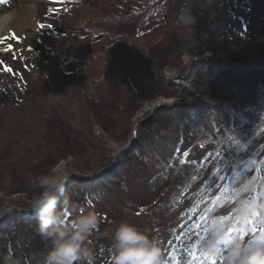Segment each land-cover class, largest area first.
<instances>
[{
  "label": "trees",
  "instance_id": "16d2710c",
  "mask_svg": "<svg viewBox=\"0 0 264 264\" xmlns=\"http://www.w3.org/2000/svg\"><path fill=\"white\" fill-rule=\"evenodd\" d=\"M59 1L60 5L51 7V15L58 23L61 34L74 38L80 44L78 41H83L85 34L83 25L87 22V25L97 26L111 36L96 41L101 44L96 52H109V56H97L99 59L90 57L80 68L81 77L71 81L61 76L62 70L54 67L56 62L46 66L54 75L59 74L57 82L64 93V101L46 91L42 78L34 80L33 77L30 80L36 86L28 94V104L34 111H41V116L45 118L37 133V125L34 124L35 133L28 131L24 134L23 131L28 129L24 125L19 129L22 135L16 134L19 137L10 141L0 137V194L11 196L24 193L22 184L16 182V178L19 176L24 181L32 179L36 168L48 173L67 157L80 159L77 136H91L93 127L105 128L100 108L102 102L95 101L98 105L87 109L82 97L88 96L84 92L85 87L98 85L105 79H115V71L119 72V67L131 66L127 63L132 62L137 68L136 79L142 82L135 86L133 99L142 103L174 96L180 100L179 110L171 113L169 119L162 118L156 122L157 115L150 124L137 128V141L133 144L130 159L125 151L123 156L127 158H118L109 171L94 170L90 168L94 165L81 162L83 167L80 170L90 173L85 182L75 181L74 185L79 189L75 190L74 186L69 189L74 193L69 202L75 206L74 209L95 207L104 199L110 202L112 191L106 194L96 191L95 186L111 180L125 159L132 169L127 175L131 177L125 180L122 177L123 180L119 181L121 191L117 198L120 200L116 203L119 205L111 204L125 216L118 217L115 223L106 227L109 232L105 236L95 237L101 233L97 228L90 237L94 264H108L112 231L115 224L122 221L157 240L163 264H210L218 256L206 257L202 254L203 244L208 238L205 232L206 209L214 213L225 211L238 220L242 214L235 211L238 201L233 199V190L246 179L264 180V30L259 29L260 16L264 17V0H211L210 17L195 27L175 26L177 15L187 0H159L162 3L170 1L171 8L158 20H148L147 10L138 12V0ZM193 1L190 0V3L196 9L204 3V0ZM203 34L207 35L208 52H228L230 55H227L226 61L229 64L220 62L215 68L203 63L195 64L194 93H174L165 85L162 71L178 68L185 50L201 43ZM118 36L125 42L119 40L116 42L120 44H111V39ZM163 40L167 42V49L166 46L161 49L165 44ZM242 46L253 48L258 57L246 58L249 56L235 49ZM81 47H77L78 52ZM103 60L108 67L102 63ZM152 68L157 77H154ZM63 74L67 78L72 75L64 71ZM20 94L14 96L17 102L11 103L16 110L23 108L24 96L21 99ZM191 97L195 100L187 102L186 99ZM69 107L74 108V112H70ZM128 113H134L133 107ZM167 113L170 114L169 111ZM129 131L127 125L114 137H97L99 144L103 143L99 148L103 155L92 154L95 163L103 162L106 157L105 142L122 143ZM208 146L213 149L208 151ZM91 158L90 155L86 157ZM168 180L178 181L170 191H167ZM167 196H171L168 202ZM163 197L164 203H160ZM167 204L178 209L176 219ZM149 206L145 213L144 209ZM69 213L70 218H74L70 208ZM18 216L21 215L9 217L0 225V264L9 251L21 264H43L49 246L37 232L36 215L24 216L21 221L12 220ZM3 225L7 230L2 231ZM163 225L169 230L168 234L185 226L186 230L193 232L190 240L204 241L184 245L176 235L170 241L165 236L152 237L154 229H163ZM239 234L238 231H229L228 238L239 239ZM216 264H224V257Z\"/></svg>",
  "mask_w": 264,
  "mask_h": 264
},
{
  "label": "rangeland",
  "instance_id": "374dc122",
  "mask_svg": "<svg viewBox=\"0 0 264 264\" xmlns=\"http://www.w3.org/2000/svg\"><path fill=\"white\" fill-rule=\"evenodd\" d=\"M21 1L22 0H0V13H3L5 11H16V9L20 6L19 3ZM144 2L148 4H144ZM137 3L139 7L136 4L135 5L138 9V12L147 10V12L149 13L148 20H158L162 18L165 15L164 13L166 12V10L169 11L171 8L170 1H165L162 3L159 2V0H138ZM33 4L35 10L32 13V16H30V22L27 21L25 24L20 26L19 29L14 28L12 31L0 33V106L5 107V109L3 108V110L0 109V137H3V139H6L7 141H10L9 139L19 137L16 136L17 133L19 135H22V132L19 129L24 125L29 129L24 130V134H28V131H31V134H34V124L37 125V133L38 129H40L42 125L43 118H45L44 115L41 116V111H34L28 104L30 100L28 98V94L31 92V88L36 86L35 82H30V80H33V77L34 80L37 78H42L45 82L46 91L51 94L53 93L54 97L61 98L64 101V93L61 91V85H59L57 82V77L59 74L56 73V75H54L52 70H49L46 66L50 65L51 62H56L54 67H56L59 71L62 70L61 76L71 81V79L75 80L76 78L81 77V74H79L81 70L80 68L82 65H86L87 60L90 57H96L97 59H99L97 56L103 58H108L109 56V52H96L100 49L99 46L101 45L96 41L101 38H107L111 36L110 34H105L103 29H97V26L87 25V22L84 25L82 24L84 28L82 29L85 34L82 36L83 41H78L80 42V44H78L76 43L74 38L71 39L67 35L61 34V29L58 26V23L54 21L53 15H51V7H57L61 4V1L34 0ZM211 8V0H204V3L200 4L199 9H196L195 5L193 7L190 3V0H187L185 5H183V10L181 9L179 15H177L178 20L175 26H198L201 22H205L210 17L212 12H210ZM41 25L43 27H41ZM259 25H261L259 29L264 30V17L260 16ZM259 29L258 32L260 33ZM258 32L255 31L254 33L258 34ZM123 36H125V34H123ZM13 37H15V39H13ZM206 38L207 35L203 34L201 43L193 44L185 50V54L181 58V64L178 68L164 69L162 71V77L165 85L172 89L174 93L180 94L186 92L189 95L194 93L196 79V73L194 70L195 64L203 63V65L206 64L210 68H215L220 62L224 65L229 64V62L226 61L228 58L227 55H230L228 52L224 51V53L222 51H219L216 54L208 52V47H206ZM119 40L121 42H125L122 37L118 36L112 38L110 43L120 44L121 42H116ZM163 43L165 44L161 47V49H163L165 46L167 49V42L163 40ZM80 45L82 46L81 51L78 52L77 47H79ZM9 48L11 49V51H6V49ZM235 49H240V53H242L244 56H249L246 58L255 59L258 57L256 52H254V49L248 46H242ZM105 60H103L102 63L106 67L107 62ZM122 60L124 63V58H122ZM128 64L131 66H127L124 68L119 67L120 71H115L117 73L114 74L115 79H105L102 80L103 82H100L98 85L95 84L93 86L91 85L85 87L86 90L84 92L88 96H83L81 94L86 101L85 105L87 109L96 107L98 103H94L95 101L102 102V105H99L101 106L100 108L101 114L103 115V126L105 128L102 127V130L101 128L93 127L90 131L91 136H87L85 134L84 136L78 135L76 142L78 145L77 148L80 149V159L67 157L66 160L63 161V169L69 176L68 182L65 185L64 194V196H66V194L69 193L67 196L68 200L74 194L73 191L69 189L73 188V186L75 190L79 189L78 186L74 185L75 181L82 180V182H85L84 180L88 179V174L90 172H87L88 170H80V168L83 167L81 165V162L86 163V165H94V168L90 167L94 170L101 169V172H105V170L109 171V169L113 168L112 166L113 164H115L117 159L125 154V151L128 153V160L130 159L131 152H133L134 148L133 144H135L134 142L137 141L135 133L137 128H139L141 125L146 126L147 124H150L157 115L158 116L155 120L156 122L160 121L162 118L169 119L171 118V113L179 110L180 106L178 105H180V100L175 98L174 96H170L167 98L158 97L154 100L144 101L142 103L137 102L135 98L133 99L134 96L132 92L135 91V86L142 84V82H138L136 79V66H133L132 62L127 63V65ZM5 69H11V71H5ZM63 71L64 73H72V75H70L71 77L67 78L63 74ZM154 77H157L156 72H154ZM19 94L21 96V99L24 96V102L22 106L23 108H21L22 110H16L14 105L11 104L14 101L17 102L14 96H18ZM194 100L195 97L186 99L187 102H191ZM131 102H134V105H130ZM132 107L134 109V113L129 114V109ZM69 108L70 112H74V108ZM162 110L165 111L163 112ZM167 111H169L170 114H168ZM127 125L130 127V131L128 132L129 134L127 135L126 140L122 143H115L110 140L108 142H105L106 147L104 149V155L106 157L104 160L102 159L103 162L99 164L95 163L93 156L94 153H97L99 157L103 155L100 153L101 150L99 149L103 146V143L100 145V141L96 140V138L99 136L101 139H104L106 137L110 138L112 136L114 137L120 132L121 128L127 127ZM192 148L193 147H191V151ZM204 148L207 149L206 145H204ZM211 148L213 149V147H209L208 151H211ZM194 152L197 153V151ZM88 155H90L92 158L86 159ZM125 157L123 156V158ZM95 159H98V157H95ZM125 159L122 160V166H120L117 172L110 178L111 180H105L104 182L95 186L96 191H101L106 194H110V191H112L110 195L111 201H105L104 199L101 203H99V205H96L95 207L89 206L83 208L85 212L94 211L98 214L99 223L97 228L101 233L95 235V237L101 238L105 236V234L109 232L106 227H108L110 224H113V222H115L118 217L125 216V213L122 216V213L118 210V207H111V204L115 205L117 203V200H120L117 198L120 197L119 193L121 191V187L120 185H118L120 184L119 181L123 180L122 177H125L124 180L127 177H131L127 176L130 174V170L132 169H130L128 164L129 162ZM130 165H132V163ZM35 170L37 171L35 173V176L33 175L32 179L26 178L24 181L19 176L16 178V182H20L22 184L21 189H23L24 193H19L11 196H3V194H0V225L2 223H5L4 221H6V219H9V217L11 218L16 214H20L21 216L13 218L12 220L21 221L24 216L27 217L31 214H34L30 210L28 201L33 197L34 194H37L39 192V189L34 185L35 178L41 174H44V171L40 169L38 170L36 168ZM177 182L178 181L168 180L167 191H170L169 189H174ZM170 198L171 196H167V202ZM164 199L165 198L163 197L159 200V202L164 203ZM172 200H174V198H172ZM109 205L111 208L109 207ZM167 207L172 210L171 213L176 219L178 209H174V207L170 206L169 204H167ZM70 209L71 214L73 215V217H75L77 214H79L81 208L74 209V207H70ZM112 209H114L115 211ZM149 209L150 206L144 209L145 213H147V210ZM12 212L13 215H11ZM114 212L117 213L115 214ZM206 212L207 216L224 218L225 224L228 228V232L229 229L238 232H240L241 230L248 231L249 234L246 235L243 239H237L241 243L247 241L254 235H258L261 232L259 231V229L264 227V222L258 219V216L252 217L251 214L242 215L238 220H236L233 215L226 213L225 211H218L214 213L213 211L211 212V210L206 209ZM145 213H142V215ZM128 214L130 213L128 212ZM245 216L247 218H245ZM183 219L188 218L184 217ZM245 219L255 220L254 226L257 229L255 234L251 233L253 225L248 224ZM198 221H200V218ZM165 226L163 225V229H154L152 233L154 235L152 237L165 236L169 237L168 241H170L174 238V235H176L177 237H180L179 239L184 245L189 242L198 244L199 242L204 241H195V238H192V240H190L193 232L192 230H186L187 227L185 229V226H182L183 228L180 227L181 229L178 228L179 230L175 229L172 234H168L169 230H167ZM1 228L2 231L7 230L6 228H4V225L1 226ZM219 256L216 259V263L219 262L220 258L224 257L223 250L221 251V255Z\"/></svg>",
  "mask_w": 264,
  "mask_h": 264
},
{
  "label": "clouds",
  "instance_id": "9594fccd",
  "mask_svg": "<svg viewBox=\"0 0 264 264\" xmlns=\"http://www.w3.org/2000/svg\"><path fill=\"white\" fill-rule=\"evenodd\" d=\"M69 176L63 169V161L48 173L37 176L34 185L39 192L28 201L30 210L38 219L37 232L47 242L48 250L43 264H94L95 256L90 248V237L98 227V214L80 209L70 218V205L65 194ZM247 194V195H245ZM63 197V199H62ZM238 201L236 212L242 215L257 213L264 222V180L246 179L233 190ZM59 205V207H58ZM115 223V222H113ZM207 239L202 247L206 257L224 253V264H264V232L241 243L228 238V228L222 217L208 216L205 225ZM2 264H21L9 251ZM108 264H163L161 250L155 238L136 226L120 222L112 231Z\"/></svg>",
  "mask_w": 264,
  "mask_h": 264
},
{
  "label": "bare ground",
  "instance_id": "6f19581e",
  "mask_svg": "<svg viewBox=\"0 0 264 264\" xmlns=\"http://www.w3.org/2000/svg\"><path fill=\"white\" fill-rule=\"evenodd\" d=\"M34 0H22L16 11H5L0 13V33L20 28L27 21H31L34 12ZM17 29V31H18Z\"/></svg>",
  "mask_w": 264,
  "mask_h": 264
},
{
  "label": "snow or ice",
  "instance_id": "6c2138e0",
  "mask_svg": "<svg viewBox=\"0 0 264 264\" xmlns=\"http://www.w3.org/2000/svg\"><path fill=\"white\" fill-rule=\"evenodd\" d=\"M41 27H43L42 25H41ZM13 39H15V37H13ZM6 51H11V49L9 48V49H6ZM5 71H11V69H5ZM251 216L252 217H256L257 216V213H255V212H253L252 214H251ZM246 222L248 223V224H251V225H253V227H252V229H251V233L252 234H255V232L257 231V229L255 228V220L254 219H247L246 220ZM229 231H232V229H229ZM259 231H261V232H264V227H262L261 229H259ZM249 233H248V231H246V230H241L240 231V239H243L246 235H248ZM210 264H216V260L215 259H212L211 261H210Z\"/></svg>",
  "mask_w": 264,
  "mask_h": 264
}]
</instances>
